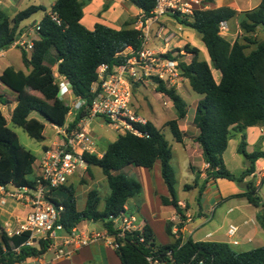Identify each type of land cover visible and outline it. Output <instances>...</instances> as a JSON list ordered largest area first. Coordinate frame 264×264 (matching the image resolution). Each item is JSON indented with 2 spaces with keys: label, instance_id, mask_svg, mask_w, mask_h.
<instances>
[{
  "label": "trees",
  "instance_id": "1",
  "mask_svg": "<svg viewBox=\"0 0 264 264\" xmlns=\"http://www.w3.org/2000/svg\"><path fill=\"white\" fill-rule=\"evenodd\" d=\"M128 1L139 8L145 18L151 16L157 4V0ZM83 7V0H57L51 13L57 14L62 24L58 25L47 13L40 22L39 40L35 41L31 55L21 50L23 64L29 72L10 66L0 75V83L17 94L13 101L17 105L12 113V123L37 141L45 139L46 125L31 118L33 112L39 113L51 124L63 126L70 111L69 105L58 96L59 85L54 68L71 84L75 96L90 103L94 98L91 90L98 80V68L102 64L112 68L124 63L126 58L123 54L129 47L135 51L142 48L141 31L133 27L136 20L121 30L103 24H96L93 30H89L81 22ZM40 10L45 11L42 6H30L12 19L0 8V53L12 48L21 34L20 24ZM236 16L239 13L230 7L198 10L193 17L185 19L175 16L200 35L211 60L210 64L201 60L200 50L188 44L184 50L192 55V61L180 63L191 89L203 96L195 110L193 124L197 128V134L192 139L202 148L208 165L205 184L219 179L242 184L247 177L255 174L256 162L264 159L263 151L257 150L252 154L246 151L245 134L242 135L238 149L247 160L245 172L235 176L227 169L223 159L233 130L243 133L249 127L264 124V40L257 42L245 37V43L239 40L232 43L222 36L221 23ZM240 29L251 36L259 29L264 31V0L256 9L240 14ZM247 44L255 45L250 53H247ZM213 70L220 73L219 82L216 81ZM138 86L137 84L135 88ZM30 88L39 96L27 93ZM157 91L173 103L179 115L178 120L187 117V104L176 90L167 89L161 84L157 86ZM4 98L0 94V103L5 105L12 102L5 101ZM178 120L166 123V127L170 128L176 142L183 143L186 134L181 130ZM140 128L149 134L148 138L129 133L120 135L115 142L109 144L102 158L87 156L89 174L93 167L100 168L110 188V196L102 210L101 196L97 189H91L87 193L82 210L78 209L73 185L63 186L55 191V196L65 207L60 223L67 231L70 232L83 221H91L101 222L103 227L112 232L110 217L124 212L128 202L139 197L143 189L140 182L121 171L130 165L151 170L158 161L161 162V175L169 191L168 197H161L162 203L173 207L183 221L187 219L177 197V178L171 164L173 151L169 141L163 130L151 122ZM36 160L34 153L21 144L18 135L8 126L6 117L0 111V186H34ZM205 184L199 189V197L203 194ZM192 188L194 186L185 187L186 190ZM231 198H245L252 206L262 208L257 218L264 230V200L258 197L255 181L246 184L245 193ZM184 224L178 225L180 230ZM173 227L174 223L168 221L166 232L174 239L170 244H158L153 229L146 225L145 243L139 241L140 234H127L124 240H119L122 245L115 253L122 264H149L147 256L153 249L157 250V257L163 264H264V246L246 252H235L230 244L224 242L194 241L192 238L184 241L181 231L176 238ZM29 237V233L13 238L0 235V264H21L47 253L49 243L45 241H40L35 246L24 245ZM19 247L20 253H15L14 249Z\"/></svg>",
  "mask_w": 264,
  "mask_h": 264
},
{
  "label": "built area",
  "instance_id": "2",
  "mask_svg": "<svg viewBox=\"0 0 264 264\" xmlns=\"http://www.w3.org/2000/svg\"><path fill=\"white\" fill-rule=\"evenodd\" d=\"M202 7L203 0H157L151 16L145 18L142 15L135 24V28L142 34L141 50L135 51L129 47L123 54L126 58L124 63L112 68L102 64L98 68V80L92 85L91 90L94 98L90 103L82 97L75 96L67 80L58 79V96L62 100L67 98L70 101L67 104L70 111L65 125L53 124L58 131V144L44 151L39 163L40 173L34 186H0V208L14 202L31 209L25 218H16L14 221L4 223L0 235L13 238L29 233V240L24 245L35 246L40 241H45L49 243L47 253H53L55 260L71 258L80 249L100 242L117 250L122 245L119 240H124L127 234L132 233L140 234L139 241L145 243L146 224L138 214L129 212L127 207L120 215L110 217L112 232L106 227L103 232H90L79 226L70 232L67 231L60 223L65 207L55 196V191L63 186H69L73 178L81 179L89 175L87 156L103 157L104 152L91 131L93 119L103 118L114 126L120 135L129 133L140 138L149 137V134L140 128L149 121L140 115L133 105L135 86L152 83L157 87L163 84L167 89L179 91L185 79L180 66L183 62L181 57L190 56L184 47L174 52L170 50L174 35L168 32L158 33L159 38L164 39V48H152L149 43L152 26L157 25L163 17L191 18L196 11L202 10ZM49 15L58 25L62 24L57 14ZM39 30L40 23L35 28H27L18 36L12 47L32 53L35 41L39 40ZM226 31L227 24L222 22L220 33ZM164 105L168 106L169 102H165ZM191 221L192 218L188 216L185 221L179 216L174 218V222H177L173 228L176 238L181 231L178 225ZM238 233V226L234 224L229 226L228 244L232 247L240 244ZM20 251L21 247L14 249L15 253L19 254ZM147 261L149 264H163L157 257L156 249L150 250Z\"/></svg>",
  "mask_w": 264,
  "mask_h": 264
},
{
  "label": "crops",
  "instance_id": "3",
  "mask_svg": "<svg viewBox=\"0 0 264 264\" xmlns=\"http://www.w3.org/2000/svg\"><path fill=\"white\" fill-rule=\"evenodd\" d=\"M56 1L52 4V6L56 3ZM83 1H84V7H83L84 15H83L81 22L89 30H93L96 24H103L107 27H110L116 30H121V29L128 27V23L132 21L136 20L135 22L136 24L138 20L140 19V17L143 15L142 11L136 6L130 4L128 0H83ZM261 2L262 0H203L202 10L217 9L221 7H230L239 13V16H236L235 18L226 22L228 33L226 32L225 34H227V36L229 37L227 38L224 35L222 36H224L226 39L230 41L235 36L239 34L240 35L244 34V32L240 29V14H242L243 12L256 9L257 7H259ZM9 7H11V2L9 0H0V8L4 10L5 12H7V14L13 19L19 12L18 13L14 12L13 14L12 13L10 14V12H8L10 10L7 11ZM50 13L51 11L48 14ZM21 24H20L19 30L21 31V34H22V32H24V29H21L22 28ZM135 24L133 25L134 28L136 27ZM187 30H191L193 33H189ZM161 31L163 33L168 32L174 35V39L170 43V50L173 52L178 51L179 48L185 47L186 45L190 43L189 45L191 47L196 46L194 48H198L200 50V56L201 54H203L204 51L208 54L207 48L203 49L201 46L202 40H196V37L194 36V34L196 35V32L192 28L187 27L186 25L182 24L180 21H178L175 17H172V16L163 17L160 19L157 25L152 26L151 40L149 43L151 47L154 49L164 48V39H161L158 36V33ZM257 32L253 36L248 35V34H244V36L254 38V36H257ZM185 36L187 37V39L184 40ZM165 37L166 36H164V38ZM5 52L6 51L0 53V56L4 55ZM207 62L210 64L211 60ZM54 71H55V75H57L56 79H60V80L64 79L57 73V68H54ZM214 71L216 70H213V74L215 75ZM12 94H15V93H12ZM16 97H17V94H16ZM201 99L198 98V102ZM64 102L66 103L65 100ZM66 104H69V103H66ZM16 105H17L16 102H12V103L5 104V105L0 103V111L6 117L8 126H9V119H11L12 113ZM30 117L36 118L40 120L41 122L45 123L46 130L48 127H50L53 129V131H56L55 138L50 140L48 144L45 143L43 145V151L41 152L39 157H37V155L31 150L34 153V155L37 157V160L34 166V172H35L34 177H37V175H39L40 173L39 163H40V159L43 157L44 151L47 150L48 148L55 147L58 144V131L53 124L47 122L44 119V117L40 115L39 113L33 112ZM153 124L158 129L163 128V125L162 127H159L155 123ZM179 124H180V128L182 131L184 132L191 131L193 135L197 134V128L194 126L193 123H190V125L189 124L184 125V123H179ZM46 130L44 133V136H45L44 140H46L47 138ZM243 134H245V137H246V144H247L246 151L249 154H252L257 150L264 152V124H261V125L249 127L243 133L233 130L232 137L228 143V147H227L226 152L224 153L225 154L224 157L226 156L229 150V146L231 144L234 145V150L237 149V147L239 146L241 142ZM192 136L186 137L183 143H179L181 145V148L183 149V153L186 159V162H185L186 165L184 167L186 171L185 173H187V175L190 177L195 176V180L193 181V184L187 183V182L184 183L183 189L185 191H193L194 189L197 190L198 188L200 189L199 180H201L202 186H203V184H205L206 179H207V175L205 171L208 168V165L206 164L204 160L202 148L197 142L194 141V139H192ZM105 150H102V151L104 152ZM237 154H238V150H237ZM224 161L227 167L231 170V172H234V170H232V168H230V166L226 162V157ZM142 169H144L141 172L144 175V177H146L148 188L151 187L150 181H153L155 177L157 176L159 178L162 177L160 161L156 162L154 166V170H156V173L154 176H151V174L149 173V169L147 168H142ZM244 169L246 168L244 167ZM91 174L93 178H95L92 170H91ZM252 177L255 179V183H256V186H258V192H259L260 187H262V185L264 184V159H260L256 162V172ZM196 179L198 182L197 185H196ZM75 180H78V181L76 182ZM76 184H79V179L73 178L70 182V185H73L76 189L78 187V186L77 187L75 186ZM242 184L243 186L241 188L237 186L236 183L231 182L226 179H219L217 181L210 180L209 182L205 184L203 194L199 197V199L196 202V206H197L196 209L193 208V203L190 202V200L180 198L177 193L179 204L181 205L182 209L185 210L186 216L192 218V221L189 223H185L183 228L181 229L180 234L183 240L186 241L188 238H192L194 241H211V242L229 243L230 239L227 235V232H228L229 226L232 225L233 222L228 221V220L230 219L229 216L235 213V210L231 208L226 213L223 212V214L220 213V216H217V212L219 210V208H217V205H220L222 203H224L225 205L233 200H240L242 202H245L241 207L246 208L250 212L248 219H243L242 220L243 222L241 223L240 226L236 225L239 227V231H240V227L242 226L252 225L253 227L251 229L254 231L253 237L261 234V232H264L257 218V216L261 213L262 208H256L252 206L245 198H231L234 195L242 194L246 192V187H244V185L246 186V182H243ZM187 185L194 186V188L190 190H186L185 187ZM90 190L89 189L85 190V202H84L83 208L85 207V204H86L87 193ZM176 191H177V188H176ZM162 192L165 194L163 196H167V197L169 196L168 188L166 190L162 189ZM77 199L78 198H77V192H76V200ZM133 199H131V204H133V206H136L137 204L135 203V201H133ZM77 206H78V202H77ZM83 208L81 209L78 208V209L82 210ZM103 208H100V209L102 210ZM142 208L145 210L146 204H144ZM162 210L163 212H161L158 215L154 213L152 216H148V214L144 216L143 212L142 213L140 212V214L138 215L144 221L146 225H149L153 229L156 242L161 245H167V244L172 243L174 239L171 237V240L165 244L158 242L156 238V229H155L156 223L163 222L166 224L168 221H171L174 223V226H175L177 225V223L174 222V218L178 217V215H177L176 210L171 206L162 205ZM30 212H31V209L27 206L19 205L14 202H9L5 207L0 208V223L3 225L7 221L16 220V218H25L27 215H29ZM233 218L240 219V216L239 215L236 217L233 216ZM79 227L82 228V224H80ZM199 233L202 234V238L195 239L194 238L195 235H198ZM253 237H249L247 241L249 243L253 242ZM237 238L240 242V237L237 236ZM240 245H241V242L238 246ZM109 248L110 247L100 242L90 247H85V248L80 249L77 253H75L71 258H68V259L65 258V259L55 260L54 254L48 252L39 258H31L21 264H91V261H92L90 260L91 254H94V257H97L104 251V249L109 250ZM243 252H246V251H243ZM119 262L121 263L120 259H119Z\"/></svg>",
  "mask_w": 264,
  "mask_h": 264
},
{
  "label": "rangeland",
  "instance_id": "4",
  "mask_svg": "<svg viewBox=\"0 0 264 264\" xmlns=\"http://www.w3.org/2000/svg\"><path fill=\"white\" fill-rule=\"evenodd\" d=\"M11 2V7H9L8 12L10 14L12 13H18L21 12L30 6H42L44 10H40L37 13L33 14L30 18L26 19L25 21L22 22L21 29H24V31L27 28H35L37 24L41 22V20L44 18V16L49 13L52 10V4L56 0H9ZM189 33H193L191 30H187ZM227 32V31H226ZM226 32L222 33L221 35L226 36ZM228 33V32H227ZM196 37V40H202L200 35L196 33L194 34ZM247 36H244V34H239L235 36L233 39L230 40V42H234L235 40H239L243 43L244 39ZM187 39V37H184V40ZM257 42L263 41L264 40V31L263 30H258L257 36H254V38ZM190 44V43H189ZM192 45V44H191ZM201 46L203 49H206L205 45L201 41ZM248 49L247 53H250L251 50L255 48L254 45L252 44H247ZM196 47V46H192ZM173 49V48H171ZM30 56L31 53H28ZM181 59L183 60V63H190L192 61V55L185 57L182 56ZM201 60H207L210 61L209 55L204 51L203 54L200 56ZM13 67L16 70H22L26 71L27 73L29 72L22 61V52L18 48H11L8 51L4 53V55L0 56V75L2 74L3 70L7 67ZM215 72V79L217 82L220 81L221 75L219 72ZM58 81V79H56ZM182 87L179 91H176L178 95L186 102L187 107H188V115L185 119L183 120H178L179 115L174 108L173 103L170 101V99L159 93L157 91V87L152 84V83H145L143 85H139L134 89V97H133V105L135 110L142 116H144L149 122L155 123L159 127H162L163 125V132L169 141L172 151H173V159H172V167L176 172V178H177V193L178 196L182 199H188L190 202L193 203V208L196 209V202L199 199V188L197 190L193 191H185L183 189V185L185 182L193 184V181L195 180V176H188L187 173H185V155L183 153V149L181 148V145L175 141L174 136L170 130L169 127H166V123H169L170 121L173 120H178L179 123H184V125H187L190 123H193L194 116H195V110L196 106L198 104V98L201 99L202 96L195 93L190 85L188 80L186 78L184 79L182 83ZM0 94L4 95L5 101H14L16 99V94H12L13 92L10 91L8 88H6L3 84L0 83ZM27 93H31L34 96H39L38 93L33 91L32 88H30ZM66 103H70L69 99H65ZM10 102V103H12ZM165 102H169L168 106H165ZM9 127L16 132L18 135L21 144L28 150H32L37 157L40 156L41 152L43 151V145L45 143H49L50 140L55 138V132L53 131L52 128L48 127L46 130L47 138L44 141H37L35 139H32L22 128L16 126L15 124L12 123L11 119H9ZM91 131L94 137L97 139L100 147L102 150H105L109 144L113 141H115L119 137V133L115 130V127L107 123L103 118H95L91 121ZM184 132V131H183ZM186 134V137L192 136L193 134L191 131L184 132ZM240 145V144H239ZM239 149V146L237 149L234 150V145L231 144L229 146V150L226 154V162L234 170V172H231V170L227 167V169L233 173L235 176H240L243 172H245L247 168V160L246 158L239 153L237 154V150ZM225 155V154H224ZM223 155V159H225ZM225 162V161H224ZM244 166V167H243ZM142 169L141 167H136L134 165H130L126 168H124L121 173L125 174L126 176L133 178L140 182L142 184V194L134 198L133 201L137 204L136 206H133L131 204V200L128 202V210L129 212L140 214V212L144 213V216L148 214V216H152L154 213L156 215L160 214L163 212L162 210V200L161 197L165 195L162 192V189H167L166 184L164 183V180L162 177H155L153 181H150L151 187L148 188V183L146 181V177L142 174ZM92 172L95 178H93L92 174H89L85 178L79 179V184H76V192H77V202H78V208L81 209L84 206L85 202V190L87 189H98L100 192L101 196V202H100V208H103L105 205V201L107 198H109L110 195V189L109 185L107 182L106 176L103 174L102 170L98 167H93ZM149 173L151 176H154L156 173V170L149 169ZM77 178V177H76ZM76 182L78 180H75ZM250 181H255L253 177H247L246 178V184ZM200 187L202 186L201 180H199ZM80 185V186H79ZM237 186L241 187L243 184H237ZM244 187H246L244 185ZM258 197L262 198L264 200V184L262 187H260L259 192H258ZM245 202H242L240 200H233L229 202L228 204L222 203L220 205H217V208H219L217 212V216H220V213L223 214L226 213L229 209L233 208L235 210V213L232 214L230 219L228 221H232L234 225L240 226L241 223L243 222V219H248L250 212L246 208L241 207ZM146 204V209L144 210L142 207L143 205ZM9 206V205H8ZM240 216V219L233 218V216ZM177 223V222H176ZM82 228L83 229H89L90 232H103V224L101 222H91V221H83L82 223ZM167 224V223H166ZM166 224L163 222H157L156 223V238L157 241L165 244L171 240V237L167 234L166 232ZM253 226H242L240 227V231L238 236L240 237V246H233V250L235 252H243V251H249L253 250L256 248H260L264 246V232H261V234L254 235V231L251 229ZM247 236V237H245ZM249 237H253V242L249 243L247 240ZM195 239H201L202 234L199 233L198 235H195ZM105 245H107L104 242H101ZM109 250H105L97 257H94V254L90 255V260L91 264H121L119 262V259L113 250V248L109 245H107ZM49 256V255H48Z\"/></svg>",
  "mask_w": 264,
  "mask_h": 264
}]
</instances>
